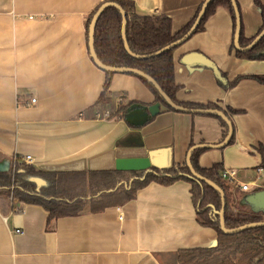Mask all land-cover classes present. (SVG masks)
<instances>
[{
	"label": "crops",
	"instance_id": "obj_1",
	"mask_svg": "<svg viewBox=\"0 0 264 264\" xmlns=\"http://www.w3.org/2000/svg\"><path fill=\"white\" fill-rule=\"evenodd\" d=\"M102 1L0 0V171L10 169L15 155H31V162L17 163L41 172L114 170L123 157H148L149 170L180 167L192 145H218L224 139L225 126L216 117L164 105L140 126L96 116L106 73L90 56L87 22ZM132 1L138 14L170 16L173 31L195 17L203 2ZM238 3L244 33L253 36L261 24L259 9L253 0ZM232 42L230 13L218 5L204 29L173 51L180 85L176 97L239 110L229 114L234 142L198 147L203 148L198 164L207 168L221 161L224 169L236 172V185L248 183V189L238 185L237 191L256 192L264 190V169L257 171L258 146L264 147V82L242 77L224 88L210 69L189 70L181 62L185 53L200 51L227 74L226 81L264 74V59L236 57ZM109 90L124 103L156 101L142 80L128 72H114ZM149 170L131 171L144 176ZM134 178L116 186L128 188ZM42 180L35 182L36 189L46 183ZM190 187L183 179L150 181L132 199L99 211L90 209L87 189L78 214L50 221L43 206L0 193V264H176L178 250L217 243V232L198 222Z\"/></svg>",
	"mask_w": 264,
	"mask_h": 264
},
{
	"label": "trees",
	"instance_id": "obj_2",
	"mask_svg": "<svg viewBox=\"0 0 264 264\" xmlns=\"http://www.w3.org/2000/svg\"><path fill=\"white\" fill-rule=\"evenodd\" d=\"M110 1L119 3L124 9L126 14L127 42L130 49L136 53L152 52L179 38L185 33L195 18L193 17L179 29L173 31L172 19L166 14H138L135 11L132 0ZM236 2L240 12L238 0ZM253 2L259 9L261 17L258 33L264 28V0H253ZM218 5H223L229 11L234 33L235 17L230 0H210L194 33L204 29L205 21L214 13ZM92 14L88 19L87 29ZM240 21L239 44L245 46L257 33L250 37L246 36L241 14ZM121 23V14L112 5L106 6L96 21L94 48L102 62L110 65L131 66L143 70L158 82L170 98L185 106L222 109L214 102L201 104L179 100L176 97V92L180 85L175 80L173 63V51L178 45L150 57L132 56L124 48L121 37ZM231 49H234V54L238 58L264 59V35L254 46L247 50L236 49L233 43ZM104 71L106 79L99 98L95 103V108H99L100 111L109 110V117L111 118H123L127 105L133 101L126 103L122 101L115 107V94L109 90L110 77L114 72ZM221 73L225 78L227 77L224 71H221ZM131 74L142 80L154 93L156 101H160L168 109L175 110L161 99L149 81L135 73ZM242 77L253 78L260 83L264 82V74L239 75L233 80L226 82L216 80L218 84L226 88L235 85ZM223 111L228 117L229 114L239 112V110L230 106ZM210 115L219 119L220 123L225 126V136L227 133L225 121L217 114ZM233 142L234 133H232L228 144ZM202 150L203 148H197L192 152L191 162L196 171L215 181L224 190V221L226 226L236 227L244 223L263 220L264 213H252L235 206L234 192L238 190V185L222 176L221 173L224 167L221 161L215 162L207 168L201 167L198 164V155ZM258 152L261 156L259 167L264 169L263 145L258 146ZM132 174L136 175V178L131 181L128 188L123 186L122 183L116 186L117 183L128 180L129 177H132ZM188 174H190V170L187 165L174 167L173 164L161 168L152 167L143 176V171L117 169L89 171L88 173L41 172L35 171L29 165L15 163L13 175L10 170L0 171V193L9 194L12 198L19 201L43 206L48 211L47 219L50 221L54 218L78 214L86 205L87 200L84 196H86L87 189L93 195L89 199L90 209L92 211H99L107 206L122 204L132 199L135 196L136 190L150 181L170 184L175 180L183 179L191 185V199L194 207H196L198 222L200 225L211 227L217 232V243L210 247H194L178 250L175 253L176 264H264V225L253 226L232 233L222 231L219 228L218 215L211 208L212 205L216 210L219 209V193L205 181H196L187 176ZM31 176L45 179L46 183L36 189L35 181L30 178ZM101 190L103 191L95 194Z\"/></svg>",
	"mask_w": 264,
	"mask_h": 264
},
{
	"label": "water",
	"instance_id": "obj_3",
	"mask_svg": "<svg viewBox=\"0 0 264 264\" xmlns=\"http://www.w3.org/2000/svg\"><path fill=\"white\" fill-rule=\"evenodd\" d=\"M210 0H203L200 9L194 18L192 24L189 26V28L185 31V33L180 36L179 38L165 44L164 46L149 52V53H136L132 51L128 45L127 38H126V14L122 6L115 2L106 0L103 1L94 11V13L91 16V19L89 21L88 25V48L89 53L93 61L97 66L102 68L103 70L112 71V72H128V73H135L143 78H145L147 81H149L156 91L158 92V95L161 97V99L171 108L175 109L176 111H184V112H190V113H199V114H217L219 115L226 123L227 126V133L224 137V139L218 144V145H211V144H194L192 145L188 152H187V158H186V165L188 166L190 170L189 176L192 179H195L196 181H205L207 184L212 186L216 191L219 193L220 196V207L219 209H215L212 205L211 208L217 213L218 215V221H219V228L227 233L237 232L245 228L253 227V226H259L264 225V219L260 221H253L244 223L241 225H238L236 227H227L224 221V210H225V193L224 190L213 180L210 178H207L206 176L200 174L196 169L193 167L191 162V155L192 152L197 149L200 146H224L230 139L233 133V125L230 120V118L227 116V114L219 108H209V107H192V106H185L183 104L178 103L177 101H174L170 96H168L165 91L160 87L158 82L150 76L148 73L144 72L141 69L131 67V66H118V65H110L102 62L100 58L98 57L95 48H94V28L96 21L103 11V9L106 6L112 5L115 6L120 14H121V37L123 40L124 48L127 50V52L135 57H150L154 56L156 54H159L167 49L173 48L182 42H184L189 36L193 34L195 29L197 28L201 17L205 11V8ZM234 17H235V28L233 33V45L234 48L240 49V50H247L254 46L259 39L264 35V28L261 29L255 37L245 46H241L239 44V32H240V12L239 8L237 6L236 0H230ZM181 62L184 63V65L187 67V69L192 70L196 66L205 67L212 71L214 77L218 79L221 82H226V78L222 75L220 68L217 66V64L208 56H206L204 53L200 51H189L182 55ZM163 105L160 101H155L151 104H145L141 103L139 101H133L129 103L125 109L124 113V121H126L128 124L133 126H140L145 124L147 121H149L153 116L158 114L160 111V107ZM116 169L119 170H149L150 167V160L148 157H123L118 158L116 160ZM33 181H35L37 184L41 183L43 180L40 177L31 176L30 177ZM234 198H235V206L238 208L246 209L252 213H264V190L256 191V192H244L241 193L239 191L234 192ZM216 245V244H215Z\"/></svg>",
	"mask_w": 264,
	"mask_h": 264
},
{
	"label": "built area",
	"instance_id": "obj_4",
	"mask_svg": "<svg viewBox=\"0 0 264 264\" xmlns=\"http://www.w3.org/2000/svg\"><path fill=\"white\" fill-rule=\"evenodd\" d=\"M35 97H32L30 99V102L33 103L35 102ZM122 102V98L121 97H117L115 100H114V103H115V107H117V104ZM96 116L97 117H102V118H107L110 116V112L109 110H104L102 111V113H100L99 111H96ZM25 160L27 162H31L32 161V157L31 155H25L23 158H20L18 157L17 155L13 156L12 157V164L13 166L15 165V163H17L19 160ZM263 168L262 167H258L257 168V171H261ZM222 176L227 179L228 181L230 182H233L235 183L236 182V172L234 170H230V169H224L222 171ZM253 184H256V182L254 181ZM236 185V183H235ZM240 186L241 189L245 190V189H248V183H241V184H238ZM257 186H260V184L257 183ZM15 231H20V229H16Z\"/></svg>",
	"mask_w": 264,
	"mask_h": 264
},
{
	"label": "rangeland",
	"instance_id": "obj_5",
	"mask_svg": "<svg viewBox=\"0 0 264 264\" xmlns=\"http://www.w3.org/2000/svg\"><path fill=\"white\" fill-rule=\"evenodd\" d=\"M96 111H99L100 113H102V111H100L99 108H97ZM14 168H15V165L13 166V164H11V167H10L9 170H10V172L12 173V175H13V173H14Z\"/></svg>",
	"mask_w": 264,
	"mask_h": 264
},
{
	"label": "flooded vegetation",
	"instance_id": "obj_6",
	"mask_svg": "<svg viewBox=\"0 0 264 264\" xmlns=\"http://www.w3.org/2000/svg\"><path fill=\"white\" fill-rule=\"evenodd\" d=\"M202 4V3H201ZM201 4H200V6H201ZM200 6H199V8H198V11H199V9H200ZM198 11H197V13H198ZM197 13H196V15H197ZM196 15H195V17H196ZM192 24V23H191ZM194 33V32H193ZM233 43V42H232ZM180 45V44H179Z\"/></svg>",
	"mask_w": 264,
	"mask_h": 264
}]
</instances>
